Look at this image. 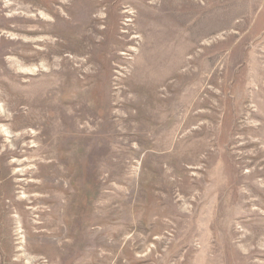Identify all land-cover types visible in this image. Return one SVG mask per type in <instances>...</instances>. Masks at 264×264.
I'll list each match as a JSON object with an SVG mask.
<instances>
[{
	"label": "rangeland",
	"instance_id": "obj_1",
	"mask_svg": "<svg viewBox=\"0 0 264 264\" xmlns=\"http://www.w3.org/2000/svg\"><path fill=\"white\" fill-rule=\"evenodd\" d=\"M6 2L0 258L264 264V0Z\"/></svg>",
	"mask_w": 264,
	"mask_h": 264
},
{
	"label": "bare ground",
	"instance_id": "obj_2",
	"mask_svg": "<svg viewBox=\"0 0 264 264\" xmlns=\"http://www.w3.org/2000/svg\"><path fill=\"white\" fill-rule=\"evenodd\" d=\"M7 1V2H6ZM10 1V0H9ZM5 2H6V4H5V7H8V8H11L10 6L12 5L11 3L9 4L8 3V0H5ZM12 2V1H11ZM5 116V107L2 105V104H0V118H2V117H4ZM5 118V117H4ZM11 133V130H9V128H7L6 126H4V124H1L0 123V136L1 135H3V136H6L7 138L10 136L9 134ZM23 140V135L22 134H20L14 141H15V143H17V142H19V141H22ZM11 142V141H10ZM6 145H8V144H6ZM9 146H7V148H8ZM23 179V178H22ZM40 189V188H39ZM11 192L12 191H10V194L9 195H11ZM19 227V226H18ZM22 228V227H21ZM19 232H21V230H19ZM21 249V248H20ZM11 253L12 252H10L9 250H4L3 251V254H2V256H1V258H0V264H4V261H5V264H11L12 262H10V261H12L11 259H10V256H11ZM16 258L17 259H15V263L16 264H20V261H21V258H23L21 255H16ZM17 261V262H16ZM25 264V263H24Z\"/></svg>",
	"mask_w": 264,
	"mask_h": 264
}]
</instances>
